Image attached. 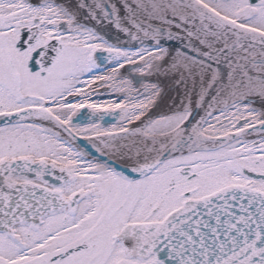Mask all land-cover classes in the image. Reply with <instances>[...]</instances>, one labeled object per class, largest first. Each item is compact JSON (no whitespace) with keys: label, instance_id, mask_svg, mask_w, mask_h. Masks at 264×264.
<instances>
[{"label":"snow or ice","instance_id":"obj_1","mask_svg":"<svg viewBox=\"0 0 264 264\" xmlns=\"http://www.w3.org/2000/svg\"><path fill=\"white\" fill-rule=\"evenodd\" d=\"M0 264H264V0H0Z\"/></svg>","mask_w":264,"mask_h":264},{"label":"water","instance_id":"obj_2","mask_svg":"<svg viewBox=\"0 0 264 264\" xmlns=\"http://www.w3.org/2000/svg\"><path fill=\"white\" fill-rule=\"evenodd\" d=\"M104 32L106 33V35L108 36V38H110L111 42H116L115 41V37L116 36H119L121 41L127 39V37L124 36L123 33H119L118 32V30L115 28V26L110 25L107 22H105ZM89 114L90 113H89V110L88 109H82L81 112H80V114H78L77 120L78 121H87ZM105 119L108 122L113 121V118L112 117H105ZM79 143L82 146H87V142L86 141L81 140V141H79Z\"/></svg>","mask_w":264,"mask_h":264},{"label":"bare ground","instance_id":"obj_3","mask_svg":"<svg viewBox=\"0 0 264 264\" xmlns=\"http://www.w3.org/2000/svg\"><path fill=\"white\" fill-rule=\"evenodd\" d=\"M126 68L128 67L127 65L125 66ZM121 72H124V69H121ZM126 74V73H125ZM150 81H155V77L149 78ZM167 81L164 82V86L167 87ZM137 87H139V84L137 85ZM99 92L101 94L97 95V94H93L92 95V100L93 101H97V102H106L108 100H113L116 99L118 94L111 92L110 90H106V89H100ZM173 95H175V92L171 93ZM259 106V105H257ZM202 114V113H201Z\"/></svg>","mask_w":264,"mask_h":264}]
</instances>
